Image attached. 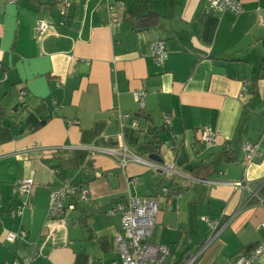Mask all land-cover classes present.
Returning <instances> with one entry per match:
<instances>
[{"label":"crops","instance_id":"0c3cea01","mask_svg":"<svg viewBox=\"0 0 264 264\" xmlns=\"http://www.w3.org/2000/svg\"><path fill=\"white\" fill-rule=\"evenodd\" d=\"M210 1L0 0V264H120V217L105 210L129 197L156 200L150 241L169 248L166 264L205 243L196 264H235L264 244V0H240L239 14ZM39 21L49 27L40 39ZM152 37L167 47L161 66ZM136 89L146 92L142 111ZM203 130L216 145L205 146ZM245 143L261 154L250 165ZM124 146L176 173L154 161L122 169L105 152ZM24 178L34 185L19 197ZM68 182L90 196L62 228L47 221L48 200Z\"/></svg>","mask_w":264,"mask_h":264},{"label":"built area","instance_id":"2783aa9c","mask_svg":"<svg viewBox=\"0 0 264 264\" xmlns=\"http://www.w3.org/2000/svg\"><path fill=\"white\" fill-rule=\"evenodd\" d=\"M211 9L216 11H231L239 14L243 11L240 0H211L209 3ZM119 5H108L109 20L111 25H115L119 21L118 9ZM259 22L264 26V10L259 14ZM49 30L45 22L39 21L35 27V34L38 39L47 34ZM151 58L154 64L161 66L167 57V47L165 41L152 37L149 43ZM23 91L19 93V99H22ZM134 101L138 105L140 111L144 109L146 92L143 89H136L133 93ZM129 115L118 113L120 124L126 122ZM171 120L165 117L163 120L164 127L170 128ZM138 123L133 122V127L137 128ZM201 141L206 147H213L216 141L208 130H203L200 136ZM258 143H245L242 147L243 161L250 165L255 159L261 156ZM107 155L116 161L122 169L128 162H134L143 165H151L152 163L146 159L134 155L125 146L118 150L106 151ZM158 172L170 176L175 172L171 165L152 164ZM33 180L30 178L21 179L15 189V194L24 197L30 193L33 188ZM235 188H246L241 182L231 183ZM90 196V190L87 187L75 184L65 183L55 191L50 192L47 209V221L52 222L59 227L66 228V215L75 210V202H86ZM262 203V202H261ZM263 204V203H262ZM21 205L16 210H11L10 214H15L21 210ZM1 209V205H0ZM158 207L154 198L129 197L122 203H117L105 210L108 217L119 215L120 217V233L114 239L116 251L120 257V264H166L170 255L169 248L164 244H154L150 241L156 222ZM205 220V218H203ZM215 232L217 223L210 224ZM261 226H264L261 224ZM23 235V233H21ZM14 234L8 233L6 240L13 242ZM206 243L198 248L193 254L183 258L179 264H196L202 251L205 249ZM264 254V244L254 245L246 250L237 253L235 264H256ZM22 264H29V259H25Z\"/></svg>","mask_w":264,"mask_h":264},{"label":"water","instance_id":"95a60500","mask_svg":"<svg viewBox=\"0 0 264 264\" xmlns=\"http://www.w3.org/2000/svg\"><path fill=\"white\" fill-rule=\"evenodd\" d=\"M148 159L150 161L158 162L159 164L163 163V160L161 159V157L158 154H151L148 156Z\"/></svg>","mask_w":264,"mask_h":264},{"label":"trees","instance_id":"16d2710c","mask_svg":"<svg viewBox=\"0 0 264 264\" xmlns=\"http://www.w3.org/2000/svg\"><path fill=\"white\" fill-rule=\"evenodd\" d=\"M87 202V201H86ZM86 202H75L76 204H75V208H76V206L78 205V203H86ZM250 248V247H249ZM179 263H180V261H179ZM179 263H177V264H179Z\"/></svg>","mask_w":264,"mask_h":264}]
</instances>
